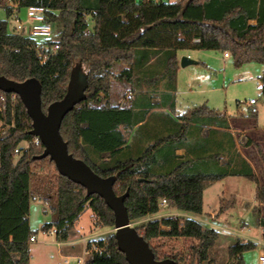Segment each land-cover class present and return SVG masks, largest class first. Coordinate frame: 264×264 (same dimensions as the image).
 I'll use <instances>...</instances> for the list:
<instances>
[{
	"label": "trees",
	"instance_id": "trees-1",
	"mask_svg": "<svg viewBox=\"0 0 264 264\" xmlns=\"http://www.w3.org/2000/svg\"><path fill=\"white\" fill-rule=\"evenodd\" d=\"M5 1L0 0V8L7 19L14 11L23 16L29 8L44 9L60 40L48 41L39 51L33 39L13 34L8 21H0V75L17 82L37 79L47 112L64 99L73 70L87 66L86 99L65 117L61 134L69 152L98 175L117 176V195L129 191L125 205L132 223L164 210L201 215L204 191L229 176L255 182L256 199L264 204V187L239 151L226 115L207 106L189 109L176 119L152 113L162 106L174 109L181 50L228 53L238 68L264 66V0H12L14 5L4 6ZM120 66L125 67L118 70ZM117 83L137 92L138 106L126 92V104L119 103ZM262 83L264 92V77ZM156 98L160 104L153 103ZM0 121L14 124L9 136L0 139V264H30V239L38 232L29 222L35 198L50 208L51 220L41 230L54 231L58 242L69 240L87 209L99 227H115L114 212L104 199L88 196L84 187L62 176L50 158H37L44 146L34 145L32 120L17 95L0 90ZM121 126L135 130L131 145ZM22 142L30 146L16 159ZM178 150L185 154L178 155ZM104 153L110 157H102ZM259 153L264 166L261 149ZM255 211L264 227L259 209ZM136 228L157 260L212 263L210 252L219 234L192 218L167 217ZM175 238L188 243V262L184 255L166 252L158 241ZM95 246L91 264H129L114 234ZM256 248L255 243L238 242L230 256L234 264H245L244 253Z\"/></svg>",
	"mask_w": 264,
	"mask_h": 264
},
{
	"label": "rangeland",
	"instance_id": "rangeland-1",
	"mask_svg": "<svg viewBox=\"0 0 264 264\" xmlns=\"http://www.w3.org/2000/svg\"><path fill=\"white\" fill-rule=\"evenodd\" d=\"M140 1V0H138ZM158 2H176L178 0H156ZM14 5L12 0H6L4 6ZM15 12V11H14ZM18 13H14L7 19L6 12L0 8V21H8V30L13 29L12 19ZM55 42L60 38L54 34ZM46 47V46H45ZM54 50V47L52 48ZM180 61L182 57H190L197 62L186 67L180 65L177 76L176 105L179 113H184L190 108L207 106L217 113L233 118L231 131L237 141L241 154L250 162L258 178L259 186L264 187V166L260 157V149L264 154V148L260 142L254 140L253 134L247 130L248 125L255 132L264 133V92L262 78L264 77V66L257 63H249L240 68L236 67L232 57H225V54L217 51L205 50H181L179 51ZM125 66H120L121 70ZM82 70H87L83 65ZM118 95H129L131 86L117 83ZM129 90V91H128ZM122 100L126 98L122 97ZM251 99L258 101V113H250L247 103ZM133 101V100H132ZM131 102V101H130ZM3 126L0 123V131ZM250 139L254 144H250ZM260 146V149L256 147ZM19 147H26L22 142ZM17 157L16 159H18ZM257 185L245 177H226L225 179L211 184L204 191V212L201 215L195 213L178 212L176 210H164L158 216H149L140 221L134 222V227L147 225L153 220H160L167 217L192 218L199 222L204 228L215 229L219 236L210 252L211 264H234L230 256V248L238 242L255 243L256 249L244 253L245 264H258L259 254L264 253V227L258 224V211L264 218V204L256 199ZM41 203L31 207L32 228L37 242L31 247V264H65L61 258L65 249H71L69 254L74 256L69 264H77V256H83L85 250L96 251L95 243L105 240L114 234V228H102L96 224L91 209H87L79 219L75 231L78 233L76 242L71 246L60 248L56 236L44 233L40 229L41 222L51 220V215L43 212ZM224 209L220 213L221 209ZM39 228V229H38ZM165 245L168 253L184 255L189 261V245L182 238L159 239ZM91 244V248L88 247ZM204 264H209L208 262Z\"/></svg>",
	"mask_w": 264,
	"mask_h": 264
},
{
	"label": "water",
	"instance_id": "water-1",
	"mask_svg": "<svg viewBox=\"0 0 264 264\" xmlns=\"http://www.w3.org/2000/svg\"><path fill=\"white\" fill-rule=\"evenodd\" d=\"M196 63L190 57H182L180 61L182 67ZM88 86L87 75L77 66L71 74L64 99L52 103L47 112H44L42 86L37 79L17 82L0 75V90L15 94L21 99L33 123L31 135L39 138L44 146L43 154L37 158H50L62 176L84 187L88 196H100L114 212V236L128 263L175 264L171 259L157 260L150 244L133 226L125 205L129 191L119 196L114 190L117 176L102 177L86 162L69 152L68 144L61 134V127L65 117L86 99Z\"/></svg>",
	"mask_w": 264,
	"mask_h": 264
},
{
	"label": "built area",
	"instance_id": "built-area-1",
	"mask_svg": "<svg viewBox=\"0 0 264 264\" xmlns=\"http://www.w3.org/2000/svg\"><path fill=\"white\" fill-rule=\"evenodd\" d=\"M14 13H18L15 11ZM45 11L42 8H29L23 16H20L19 13L14 16L12 19L13 29L12 33L22 37H30L36 43V47L39 51L45 50L47 48V42L52 41L55 42L54 32L52 25L48 23L45 19ZM199 42V40H196ZM46 46V47H45ZM226 57H229V54H225ZM129 98H132L129 95ZM248 108L251 114L258 113V101L256 99H251L248 102ZM3 129L0 131V139H5L10 134V129L14 127L12 125H6L4 122L0 121ZM26 147H19L16 150L17 157H20L23 150L29 148L30 143L25 142ZM35 146H40L42 142L39 138L34 137L33 141ZM163 205H166V200L163 201ZM52 232V231H51ZM35 236L31 237L30 241H35ZM94 259V251L85 250L84 255L77 257V264H91ZM258 264H264V253L259 254L258 256Z\"/></svg>",
	"mask_w": 264,
	"mask_h": 264
},
{
	"label": "crops",
	"instance_id": "crops-1",
	"mask_svg": "<svg viewBox=\"0 0 264 264\" xmlns=\"http://www.w3.org/2000/svg\"><path fill=\"white\" fill-rule=\"evenodd\" d=\"M253 24L255 23V22H252ZM226 57V56H225ZM178 59H179V67H180V54H179V52H178ZM178 71H179V68H178ZM178 76V75H177ZM177 89H178V85H177ZM176 94H177V90L173 93V95L175 96V99H174V104H175V106H174V109H170L169 108V105L168 106H162V107H160V108H156V109H153L152 110V113L153 112H155V113H164V114H168V115H170L171 117H173L174 119H176L178 116H180V115H182L181 113H179V111H178V109H177V105H176ZM129 95H131L132 96V98H129ZM129 95H128V98H129V101H131V102H133V104L132 105H135V107L136 106H138V103H139V98H138V94H137V92L136 91H130V93H129ZM133 100V101H132ZM160 102H161V100L159 99V98H156V99H154V101H153V103H155V104H160ZM119 103H122L123 105L124 104H126L125 103V101L124 100H122V99H120L119 100ZM248 104V103H247ZM130 104H127V106H129ZM248 106V105H247ZM190 109H192V108H190ZM189 110V109H188ZM187 110V111H188ZM186 112V111H185ZM184 112V113H185ZM254 115V114H253ZM227 116V115H226ZM227 118H228V120H229V122H230V126H232V123H231V121H232V119L233 118H231V117H228L227 116ZM246 126H247V130H249V132L251 133V134H253L252 135V137L254 138V140H257V142H260L261 144H262V146H263V148H264V133H262V132H259V131H257V132H255L254 130H253V128L252 127H256V125L255 124H252V125H248V124H246ZM120 132L124 135V137H125V139H126V142H127V145H131L132 144V140H133V136H134V133H135V130H130V129H128V128H125L124 126H121L120 127ZM232 134L234 135V133L232 132ZM204 135L206 136L207 135V131L205 130V132H204ZM240 151V150H239ZM177 154L178 155H184L185 154V150H178L177 151ZM102 157H104V158H109L110 157V154L109 153H104V154H102ZM224 163H226V161L224 160L223 161ZM34 202H36V203H41L42 204V206H43V212L46 214V215H51L50 214V208H49V206H48V204H46L44 201H42V200H40L39 198H35V199H33L32 201H31V207H32V205L34 204ZM174 211V210H173ZM177 211V210H176ZM179 212V211H178ZM160 213H158V214H155V215H152L151 217H153V216H158ZM93 217H94V214H93ZM50 220H48V221H45V222H41V224H40V229L42 228V226L45 224V223H47V222H49ZM29 222H30V226H31V228H32V220H31V208H30V215H29ZM78 223V222H77ZM77 223L75 224V226H74V228L70 231V238H69V240L68 241H66V242H58V245L60 246V248L61 247H63V246H71V245H73L75 242H76V237H78V233L75 231V227H76V225H77ZM33 229V228H32ZM39 229V228H38ZM36 231H38V230H36ZM46 234H50V235H52V236H55V233H54V231H52V232H49V233H46ZM35 238H36V236H35ZM37 242V238L35 239V241H33V242H31L30 241V253H31V261H32V250H31V247H32V245L34 244V243H36ZM67 252H65L66 254H63L64 253V250L61 248V251H59L60 252V256H61V258H63V259H65L66 261H65V264H69V260L70 259H73L74 258V256H71L70 254H69V252L68 251H70L71 249H69V247L67 248V249H65ZM84 255V254H83ZM77 257H80V256H77ZM76 257V258H77ZM31 261H30V264H31ZM62 264V263H61Z\"/></svg>",
	"mask_w": 264,
	"mask_h": 264
}]
</instances>
